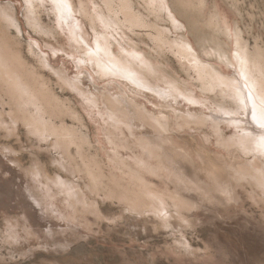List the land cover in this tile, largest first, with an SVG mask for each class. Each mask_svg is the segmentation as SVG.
<instances>
[{"label": "rangeland", "instance_id": "obj_1", "mask_svg": "<svg viewBox=\"0 0 264 264\" xmlns=\"http://www.w3.org/2000/svg\"><path fill=\"white\" fill-rule=\"evenodd\" d=\"M120 1L139 25L126 23ZM53 2L0 0L8 16L0 15V32L61 111L39 118L77 142L36 133L26 120L35 107L18 106L0 86V264H264V187L247 176L228 192L209 175L227 179L240 167L261 178L264 151L238 141L264 129L225 88L203 86L177 52L189 45L206 69L241 79L239 42L264 59V0H67L61 10ZM101 36L113 55L133 53L147 83L100 73L89 55L98 56ZM133 110L160 121L162 138ZM161 144L188 167L167 162ZM140 184L165 202V216L112 191Z\"/></svg>", "mask_w": 264, "mask_h": 264}, {"label": "bare ground", "instance_id": "obj_2", "mask_svg": "<svg viewBox=\"0 0 264 264\" xmlns=\"http://www.w3.org/2000/svg\"><path fill=\"white\" fill-rule=\"evenodd\" d=\"M52 1H54L53 3H55V6L57 7L58 10H61L62 6H64L62 4L63 3L65 4V2H67V0L66 1H64V0H52ZM108 1L106 0V3L110 5V3ZM148 3L151 4L152 7H155L157 0H148ZM67 5H68V3H67ZM119 7H120V12L123 14V17L126 20V23H129L131 25H137L139 23V18H138L139 16L137 17L131 12L130 7L128 6V3L126 1H122ZM63 9H64V7H63ZM63 9L61 11L62 15H64V13H65V12H63ZM66 9H68L67 6H66ZM108 12H109V10H108ZM0 15H1V19H5V20L8 19L7 14H5L4 12H1ZM60 17H61V14H60ZM97 19H99V18H97ZM102 21H101V23H102ZM106 23L107 22L104 21V24H106ZM178 28H179V26H178ZM109 36H111V35H109ZM101 37H102V39L100 37H98V38H96V41H95V44L97 43V46L95 45V47H97L96 48V55H98V56L89 55V59L96 61L100 73L101 74H109L108 72L111 71V72L116 73L117 75L124 77L126 79H129L132 81H137V82H139V84L140 83L144 84L147 81V80L145 81V79H146L145 75H144L145 72L142 69V67L138 68L135 65L136 60L134 61V59H136V58H134L135 56L133 55V53H132V55L130 53H124V54H128V55L124 56L125 59H122L121 57H117V56L112 54L111 48L109 46V39L106 36H104V37L101 36ZM99 38L101 39V41L99 40ZM109 38H111V37H109ZM179 41L181 42V40H179ZM242 45L239 42V44L237 46L238 50L235 51V58H234L236 63H237L238 70H239V72L237 71V73L240 74L239 77L241 79H238L237 77L234 78L235 76H233V78H231V79L226 78L225 76H224L225 78H222L220 75L214 73L213 71L206 69V67H204L206 65V63L203 62V65H204V63H205V65L202 66L199 64L201 62H199V63L197 62L198 59L196 60L197 57L195 58L194 53L189 48V45L188 46L185 44L179 45L177 47V52L180 56H182L184 59H186L191 64V66H193L195 68V71L199 75V78L201 79L203 86H207V88L213 87V86L225 88L227 91L230 92V95L234 96L240 103H242L243 106L250 108L252 120L255 122V124L257 126H259L261 129H264V59H263V57H260L259 55L254 56L253 58H250L248 56V54L246 53L245 49L242 47ZM211 50H213V49H210V51ZM134 51H132V52H134ZM88 53H91V51ZM201 54H203V53H201ZM207 54H206V56H207ZM220 57H221V55H220ZM140 59H142V58H140ZM220 59H223V58L221 57ZM223 60H225V57ZM24 61L22 60V58L19 55V53L17 52V50L15 51L14 48L9 43L8 35L4 32H0V86L4 89L5 94L10 96L11 98H14V100L18 104V106L29 107L30 105H33L35 107L37 115H33V114L27 115L26 120H27V122H29L31 124L32 129L36 133L49 135V134L54 133L57 130L61 134L62 133L72 134V132H70L68 130H64L61 128H55L51 125H48L45 121H42L39 118L38 113H40V111L48 110L54 114H58L61 111H60L59 107L54 103V101L44 93V91L39 87V85L36 84V82L33 81L34 76L32 75V72L28 69L29 67L27 68L25 66L26 63H24ZM224 63H225V61H224ZM148 64H149V62H148ZM149 68H151V66ZM142 84H141V86H142ZM122 106H120V104H118L115 100H110V99L108 100L109 109L124 113V109ZM136 108H138V107H136ZM220 108L223 109L222 107H220ZM133 115H135V118L137 117V119L140 122H142L143 124L150 126L152 128V130L157 133V135H158L157 138H159V139L162 138V136H160V135H162V132L165 130V127L160 121L151 120L148 117L144 116V114H142L138 110H133ZM231 115H233V114H231ZM125 117H126V115H125ZM117 121H119V120H117ZM182 122L185 123L186 121L184 119H182ZM263 132H264V130H263ZM262 135H264V134H259L258 136H251V135L241 136L239 138L238 145L240 144L246 150H257L258 152L264 151V136H262ZM72 136H73V134H72ZM70 141L73 143H77V142H75V136H73V138H71ZM64 142H65V144L67 143V141H64ZM143 144H144V142H143ZM144 147L148 149V152L152 156L156 157L155 153H154V149L151 146L147 145ZM78 148H79V146H78ZM161 148L164 150V152L166 154L170 153L169 155L167 154L168 155L167 162H170V164H175L176 167H180V168H187L188 167L187 160L184 159L182 156H180L176 151H171L170 148L164 146L163 144H161ZM88 162H86V163H88ZM87 166H88V168H86V170H87L86 173L88 176H90L91 182L95 184V182H96V180L94 178L95 173L89 164L86 165V167ZM97 167H99V166L97 165ZM209 175L213 181V184L217 188H220L222 190H226L228 192H229V188H231L235 183L239 182L243 178H246L247 176L253 177V179L256 183H258L264 187V174L260 175L261 176V178H260L258 173H256L255 171L248 170L247 168H244V169L240 168V167H239V169L237 168L235 170V173L230 175V177H228L227 179L223 178V177H222L223 179L221 177H218V174L214 173L212 169H209ZM131 176H132V174H131ZM138 179L141 180L140 177ZM113 180H115V179H113ZM118 181H120V180H118ZM115 185H117V184H115ZM95 187H98V186H95ZM99 187H100V185H99ZM138 189H139L138 191L134 189V191L129 192L127 189L121 190V188L119 189L117 187L116 189H113L112 191L114 193H118V197H120V199H123L125 202H127L126 205H129L133 209L138 210L141 208H144V209L148 208V209H150V211H152L154 213L160 211L161 214L156 215L158 217L165 216V214H163V212L166 209V208H164L165 202L161 204V202L158 200V197H157L158 195L153 197V195L150 193L149 189H146L144 184H140ZM126 191H128V192H126ZM162 199L164 201V197H162Z\"/></svg>", "mask_w": 264, "mask_h": 264}]
</instances>
